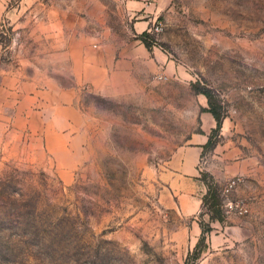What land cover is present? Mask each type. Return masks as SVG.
I'll return each instance as SVG.
<instances>
[{
    "label": "rangeland",
    "instance_id": "1",
    "mask_svg": "<svg viewBox=\"0 0 264 264\" xmlns=\"http://www.w3.org/2000/svg\"><path fill=\"white\" fill-rule=\"evenodd\" d=\"M157 22L154 44L185 78L140 95L87 93L72 177L60 176L35 138L0 128V264H264V0H169ZM9 28L3 49L21 37ZM5 50L6 62L19 48ZM193 84L227 123L204 149L200 177L213 176L221 202L224 185L239 179L230 198L246 214L183 216L165 201L159 173L201 131L199 95L209 107ZM226 153L240 171L217 182ZM201 224L209 230L197 250Z\"/></svg>",
    "mask_w": 264,
    "mask_h": 264
},
{
    "label": "crops",
    "instance_id": "2",
    "mask_svg": "<svg viewBox=\"0 0 264 264\" xmlns=\"http://www.w3.org/2000/svg\"><path fill=\"white\" fill-rule=\"evenodd\" d=\"M169 0H0V34L6 25L20 39L19 48L2 58L0 41V128L37 140L40 151L70 178L79 163L87 116L82 98L140 95L147 87L184 79L185 70L160 46L147 47L139 38L149 32ZM164 73L167 80H157ZM149 91H153L150 89ZM200 104L207 101L199 95ZM201 131L177 148L160 171L165 201L183 216L202 209L207 185L200 179L204 145L217 127L213 114H200ZM227 123L223 120L221 134ZM226 161L213 171L220 182L239 173Z\"/></svg>",
    "mask_w": 264,
    "mask_h": 264
},
{
    "label": "trees",
    "instance_id": "3",
    "mask_svg": "<svg viewBox=\"0 0 264 264\" xmlns=\"http://www.w3.org/2000/svg\"><path fill=\"white\" fill-rule=\"evenodd\" d=\"M139 38L149 48L152 47V45L155 42L150 32H144ZM193 89L195 90L196 93H202L207 96L209 108L203 109V110L211 112L217 121V127L212 130L211 134L209 135V140L207 144L204 145V149H205V148H209L215 145L216 141L214 140V137H216L217 135L221 133V128H222L224 119H223L222 114L219 112V110L214 106V103L212 102V99H211V95L207 91L203 90L201 87H198L196 84H193ZM200 179L208 187V191L203 197L202 209L206 210V213H208L211 220L222 221L224 217V214L221 208L222 198L220 196L218 188L214 184L213 176L208 172H201ZM201 226L203 228V234H202L203 236L200 238L198 244L196 245L197 250L205 242L207 238L206 233L209 230V227H205L204 224H201ZM185 264H190V257L187 259Z\"/></svg>",
    "mask_w": 264,
    "mask_h": 264
},
{
    "label": "built area",
    "instance_id": "4",
    "mask_svg": "<svg viewBox=\"0 0 264 264\" xmlns=\"http://www.w3.org/2000/svg\"><path fill=\"white\" fill-rule=\"evenodd\" d=\"M162 30H163V24L161 22H157L156 24L152 25L149 32L152 34V33L161 32ZM156 78L158 80H167V76L164 73L157 74ZM238 181L239 179L232 178L227 182L226 185H224L222 189L223 202L221 203V207L227 213H235L242 215L248 212L247 205L241 200L230 198V195L237 186Z\"/></svg>",
    "mask_w": 264,
    "mask_h": 264
}]
</instances>
